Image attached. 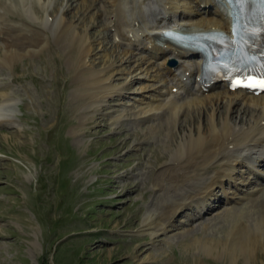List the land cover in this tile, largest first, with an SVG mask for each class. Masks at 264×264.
<instances>
[{
  "label": "rangeland",
  "instance_id": "1",
  "mask_svg": "<svg viewBox=\"0 0 264 264\" xmlns=\"http://www.w3.org/2000/svg\"><path fill=\"white\" fill-rule=\"evenodd\" d=\"M21 1H1L11 8L3 10L9 16L2 39L20 37L24 53L31 38L42 34L44 47L0 61V264H264V243L233 245L235 217L229 212H245L253 223L262 204L230 203L221 191L215 209L202 217L188 205L164 233L142 231L148 209L163 213L183 190L168 181L161 190L157 182L190 123H168L161 110L136 116L154 100L139 89L148 81L140 70L111 77L107 84L121 92L105 99L93 100L82 87L85 69L104 68L106 49L114 60L122 52L102 13L109 0H97L102 12L95 19L80 0H25V6ZM60 9L66 10V22L78 23L77 33L51 24ZM78 31L93 45L82 59L87 44L77 43ZM132 60L125 71L133 70ZM206 237L228 241L210 251L202 245Z\"/></svg>",
  "mask_w": 264,
  "mask_h": 264
},
{
  "label": "bare ground",
  "instance_id": "2",
  "mask_svg": "<svg viewBox=\"0 0 264 264\" xmlns=\"http://www.w3.org/2000/svg\"><path fill=\"white\" fill-rule=\"evenodd\" d=\"M1 1L0 41L5 50L3 49V54L0 51V61L2 59L1 62L6 64L16 61L26 53L34 54L40 51L44 47V44L40 46L43 42L42 34L31 38L30 46H27L29 49L24 53L21 50L26 47L21 45H25L26 41L19 42L20 37L13 36L9 41L2 39L5 36L4 28L7 26L5 24L4 27L3 23L8 22L5 19L9 16H6L3 10L9 6ZM204 1L207 0H109V6L102 8V12L97 0H80V4L84 5L92 19L100 12L106 15L107 30L114 31L119 39L114 46L122 51L118 60H114L113 51L105 48L104 68L95 70L93 66L85 69L83 73L88 75L82 77V87L89 91L93 100L105 99L115 91L121 92V88L115 89L107 84L111 77L116 76V73L125 75L127 72L129 75L140 70L148 81L139 89L148 91V95H153L154 100H147L148 106L145 104L143 111L136 112V116L161 110L160 115L166 114L168 123H178L180 126L190 123L182 143H178L176 155L166 162L164 172H161L164 177L161 176L157 182L158 185L163 183L161 190L165 181H168L169 186L179 185L183 190L175 193L178 195L176 200L168 203L163 213L153 209L155 206L149 208L143 220L142 231L153 236L164 233L168 229L170 219L175 217L179 209L188 205L196 208V217H202L203 213L213 210L216 205H213L214 200L220 201L221 191L230 203L249 199L253 206H256L257 202L262 204L253 223L246 218L249 217L247 213L234 208L229 211L233 212L232 216L235 217L231 231L235 239L233 245L236 246V242H239L244 247H251L258 242L264 243V200L260 198L264 195V168H260L264 166V92L254 94L239 89L231 90L222 83L215 84L208 91L204 90L197 82L200 62L196 56L177 46L160 42L162 30L169 25L229 27V20L223 18L215 7L201 6ZM21 2L23 5L25 0ZM66 19V10L60 9L50 21L52 25L64 26L65 32L75 34L78 23L72 20L66 22ZM48 21L47 17L45 24ZM21 24L20 27L25 25ZM77 38V43L82 46L87 44L81 52V59L82 56L86 58L93 50L91 42L87 43L90 38L86 33L79 31ZM34 45L40 48L33 49ZM171 57L178 60L176 68L167 65ZM131 60L133 70L130 68L132 71H125L127 62ZM83 73L79 74L82 76ZM139 89H136L137 92H141ZM144 97L146 98V95ZM234 113H237L238 123L233 121ZM197 241L199 243L200 240ZM226 241L206 237L202 240V245L203 248L213 251L220 246L226 247Z\"/></svg>",
  "mask_w": 264,
  "mask_h": 264
},
{
  "label": "snow or ice",
  "instance_id": "3",
  "mask_svg": "<svg viewBox=\"0 0 264 264\" xmlns=\"http://www.w3.org/2000/svg\"><path fill=\"white\" fill-rule=\"evenodd\" d=\"M240 81H237L236 83H233L231 86L233 88H236L238 85H240ZM250 88L252 89H264V79H260V80H255L253 82H251L249 85H248Z\"/></svg>",
  "mask_w": 264,
  "mask_h": 264
}]
</instances>
